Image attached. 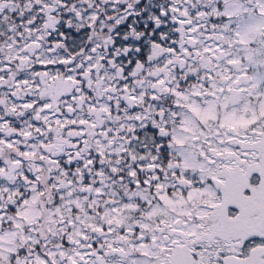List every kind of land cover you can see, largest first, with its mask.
<instances>
[{
  "label": "snow or ice",
  "instance_id": "6c2138e0",
  "mask_svg": "<svg viewBox=\"0 0 264 264\" xmlns=\"http://www.w3.org/2000/svg\"><path fill=\"white\" fill-rule=\"evenodd\" d=\"M0 264H264V0H0Z\"/></svg>",
  "mask_w": 264,
  "mask_h": 264
}]
</instances>
